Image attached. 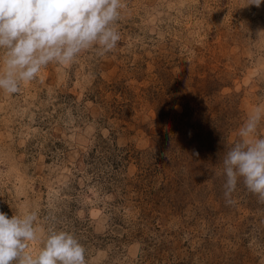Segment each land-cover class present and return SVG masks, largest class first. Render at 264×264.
<instances>
[{
    "label": "rangeland",
    "instance_id": "rangeland-1",
    "mask_svg": "<svg viewBox=\"0 0 264 264\" xmlns=\"http://www.w3.org/2000/svg\"><path fill=\"white\" fill-rule=\"evenodd\" d=\"M123 4L112 52L0 92V211L88 264H264V204L242 181L226 204L222 169L264 105V4Z\"/></svg>",
    "mask_w": 264,
    "mask_h": 264
},
{
    "label": "clouds",
    "instance_id": "clouds-1",
    "mask_svg": "<svg viewBox=\"0 0 264 264\" xmlns=\"http://www.w3.org/2000/svg\"><path fill=\"white\" fill-rule=\"evenodd\" d=\"M262 4L251 0L257 8ZM123 7V0H0V92L18 94L49 64H71L87 51L98 57L112 52L121 39ZM262 122L264 105L240 126L238 141L222 160L226 204L234 203L241 181L264 204ZM37 220L34 211L11 218L0 211V264H88L85 247L65 230L49 228L33 251L40 239Z\"/></svg>",
    "mask_w": 264,
    "mask_h": 264
}]
</instances>
